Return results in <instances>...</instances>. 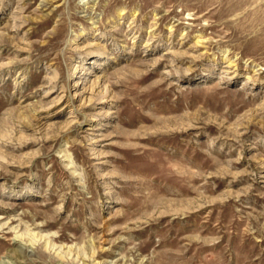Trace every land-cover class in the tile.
I'll use <instances>...</instances> for the list:
<instances>
[{
    "label": "rangeland",
    "instance_id": "374dc122",
    "mask_svg": "<svg viewBox=\"0 0 264 264\" xmlns=\"http://www.w3.org/2000/svg\"><path fill=\"white\" fill-rule=\"evenodd\" d=\"M0 264H264V0H0Z\"/></svg>",
    "mask_w": 264,
    "mask_h": 264
},
{
    "label": "bare ground",
    "instance_id": "6f19581e",
    "mask_svg": "<svg viewBox=\"0 0 264 264\" xmlns=\"http://www.w3.org/2000/svg\"><path fill=\"white\" fill-rule=\"evenodd\" d=\"M105 100H101V102H104ZM17 236V235H16ZM16 236H14V238H16ZM18 237V236H17ZM19 242V241H18ZM17 251V250H16Z\"/></svg>",
    "mask_w": 264,
    "mask_h": 264
}]
</instances>
